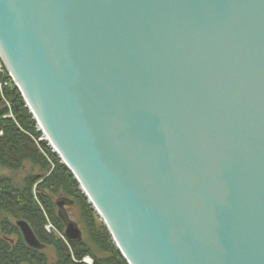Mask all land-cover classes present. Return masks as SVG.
Here are the masks:
<instances>
[{"label":"water","instance_id":"obj_1","mask_svg":"<svg viewBox=\"0 0 264 264\" xmlns=\"http://www.w3.org/2000/svg\"><path fill=\"white\" fill-rule=\"evenodd\" d=\"M0 56L129 264H264V0H0Z\"/></svg>","mask_w":264,"mask_h":264},{"label":"trees","instance_id":"obj_2","mask_svg":"<svg viewBox=\"0 0 264 264\" xmlns=\"http://www.w3.org/2000/svg\"><path fill=\"white\" fill-rule=\"evenodd\" d=\"M5 78L8 83L0 90V163L16 170L32 159L42 173L27 175L22 184L8 175H0V264H88L84 261L86 256L93 259V264H129L106 229L94 228L96 216L73 173L49 148L38 151L34 140L40 133L35 118L13 80L9 75ZM34 186L39 190L36 195ZM57 199L80 206L85 221L93 226L88 238L83 235L81 241L66 242L46 232L45 214L63 232L65 223ZM18 220L30 224L41 248L28 246Z\"/></svg>","mask_w":264,"mask_h":264},{"label":"rangeland","instance_id":"obj_3","mask_svg":"<svg viewBox=\"0 0 264 264\" xmlns=\"http://www.w3.org/2000/svg\"><path fill=\"white\" fill-rule=\"evenodd\" d=\"M3 68V71H0V80H1V87H0V90L2 91V89L4 88V86L6 87L7 83H8V80L5 78L6 75H9L11 80H13L11 74L9 73V71L7 70L1 56H0V68ZM8 72V73H7ZM14 82V80H13ZM16 85V84H15ZM18 88V87H17ZM19 89V88H18ZM20 91V90H19ZM21 92V91H20ZM22 94V93H21ZM23 96V94H22ZM24 98V97H23ZM24 101H25V104H26V107L28 108L27 106V103H26V100L24 98ZM29 109V108H28ZM30 111V109H29ZM32 113V112H31ZM33 115V113H32ZM34 117V116H33ZM35 118V117H34ZM36 121V127H37V131H39L40 135L35 138V146L37 147L38 151L41 152V151H44L45 147L49 148L51 150V152L53 153L52 149L49 147V144L48 142L45 140V136H44V132L43 131H40L39 130V125L37 123V120L35 119ZM55 154V153H54ZM56 155V154H55ZM53 155V156H55ZM61 163H63V161L56 155L55 156ZM32 160V159H31ZM31 160H27L25 161L22 166H20L19 168H17L16 170H10L8 168H5L2 166V164L0 163V175H8L10 176L16 183H19V184H22L23 183V179L27 176V175H30V174H40L42 173V171L40 170L39 166L34 164ZM67 167V166H66ZM75 179V177H74ZM76 180V179H75ZM76 182L78 183V188L81 190L80 188V184L79 182L76 180ZM33 191H34V194L36 195L37 194V191L38 188L37 186H34L33 187ZM82 191V190H81ZM82 194L86 197V201L88 202V204L91 206V209L94 211V214L96 216V219H95V223H94V228L96 229H101L103 230V228L106 229V231L109 233L110 235V239L113 243V245L115 247L116 244L115 242L113 241L112 239V235L107 227V225L105 224L104 220L102 219V217L97 213V211L95 210L94 206L91 204V202L88 200L87 196L82 192ZM65 211L67 212L68 214V217L75 221L78 226L82 229V232H83V235L84 237L88 238L90 233H91V229H93V226L92 224H90L89 221H85L84 217H83V214H82V211L80 209V206L79 205H73V204H70V205H65ZM46 217H47V222L45 224V229H46V232L50 235H55L57 238H60V239H63L65 240L66 242H68V239L66 238L65 236V225H64V229H63V232L57 227V225L55 224V222L51 219L50 216H47V214H45ZM118 248V247H117ZM51 249H48L47 252H51L50 251ZM84 261L88 264H93V259L89 256H86L84 258Z\"/></svg>","mask_w":264,"mask_h":264},{"label":"bare ground","instance_id":"obj_4","mask_svg":"<svg viewBox=\"0 0 264 264\" xmlns=\"http://www.w3.org/2000/svg\"><path fill=\"white\" fill-rule=\"evenodd\" d=\"M14 83H15V82H14ZM39 127H40V126H39ZM39 130L42 131V127H40ZM44 136H45V140L48 142L49 147L52 149L53 153H55V154L61 159V158H62V157H61V153L58 151V149H57L55 146H53V145L50 143V140H49L48 136L45 135V134H44ZM79 184H80V187H81L82 192H83V189H84V192H85V193L88 192L87 189L85 188V186H84L83 184H81V183H79ZM88 194H89V193H88ZM88 196L90 197V199H91L92 202H93L94 200L91 198V196H90V195H88ZM93 203H95V201H94ZM95 206H96L98 212H99L101 215H103V213L101 212L100 208L96 205V203H95ZM103 218H104V217H103Z\"/></svg>","mask_w":264,"mask_h":264},{"label":"built area","instance_id":"obj_5","mask_svg":"<svg viewBox=\"0 0 264 264\" xmlns=\"http://www.w3.org/2000/svg\"><path fill=\"white\" fill-rule=\"evenodd\" d=\"M0 71H3V68L2 67L0 68ZM0 87H1V80H0Z\"/></svg>","mask_w":264,"mask_h":264}]
</instances>
